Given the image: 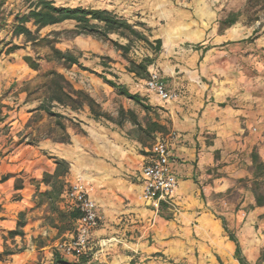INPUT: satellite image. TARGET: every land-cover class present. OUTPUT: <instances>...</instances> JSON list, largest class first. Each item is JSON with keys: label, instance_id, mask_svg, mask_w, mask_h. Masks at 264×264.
I'll return each mask as SVG.
<instances>
[{"label": "crops", "instance_id": "0c3cea01", "mask_svg": "<svg viewBox=\"0 0 264 264\" xmlns=\"http://www.w3.org/2000/svg\"><path fill=\"white\" fill-rule=\"evenodd\" d=\"M156 2L106 0L88 8L114 11L131 24L152 28L149 13L160 9ZM217 29L210 32L212 38L216 35L214 40H206L204 31L190 37L179 33L166 40L152 32L150 39H161L163 46L149 71L158 72L166 89L176 94L171 101H162L125 66L99 64L103 76L137 95L152 111L119 93L115 97L122 105L118 116H112L114 121L94 119L87 106L74 112L55 105L53 112L62 116L57 126L61 122L65 127L57 139L30 134L32 119L41 120L46 114L36 110L43 98L32 100V91L25 92L22 86L9 96L2 95L3 90L26 81L30 72L38 75L40 69L15 61V53L3 56L0 101L6 108L0 124V255L6 250L13 254L0 264H53L55 254L75 263L60 253L75 221L72 230L60 231L63 225L48 202L39 204L41 195L51 191L43 178L55 172L54 158L70 166L63 178L65 190L56 203L58 210L71 212L64 195L77 183L86 187L97 204L100 225L91 237L93 264H240L223 220L248 262L259 260L264 248V207H255L250 155L257 150L264 162V30L249 46L233 30L218 35ZM252 47L256 54H250ZM116 55L121 53L114 52L110 58L116 61ZM56 71L64 73L62 68ZM90 81L101 82L92 76ZM101 105L99 110L108 114V104ZM121 109L133 111L143 128L157 121L166 131L149 136L139 132L128 116L120 125ZM171 132L178 134L172 145L178 209L157 212L145 199L142 170L156 140ZM21 214L25 215V235L11 239L8 235L17 229Z\"/></svg>", "mask_w": 264, "mask_h": 264}, {"label": "trees", "instance_id": "16d2710c", "mask_svg": "<svg viewBox=\"0 0 264 264\" xmlns=\"http://www.w3.org/2000/svg\"><path fill=\"white\" fill-rule=\"evenodd\" d=\"M28 6L24 12L13 13L11 16V32L10 39L5 38L0 40V57L3 55L9 56L17 51L25 49L30 45L33 48L46 46L50 49L48 59L57 63L66 70H70L74 66L82 67L80 63L81 54L76 55L71 51H62L57 49L52 40L41 36V31L46 28L58 27L63 25H71L70 28L64 31L73 37L87 36L93 37L104 43H110L116 51L121 53V56L127 61L126 70L134 74L137 78L147 81L150 77L149 69L154 65L157 57L162 52V40H151L152 32L142 23L131 24L126 18L116 14L114 11L107 9H93L85 7H67L58 6L53 0H28ZM248 7L259 9V12H264V0H247ZM5 1L0 0V25L8 24L5 17ZM241 17V13H231L226 19L220 22V29L226 30L236 25ZM57 35V33H55ZM23 39L22 44H17L14 41ZM143 45L147 52L143 53L140 58L131 59L130 54L135 51L139 45ZM27 66L35 71L40 69L38 60L31 56L24 57ZM46 83L44 98L42 104L36 109L43 111L50 117L62 118L61 115L53 112L55 105L70 108L74 112L82 111L86 106L90 109L94 119L99 120L104 118L108 121H114V118L109 114L99 110L98 104L83 90H75L69 84L64 75L51 71L44 74ZM105 83L118 91L119 94L126 96L137 104L141 105L146 111H152L150 106L144 105L137 95L128 93L125 87L119 86L111 80H108L102 75ZM40 88H37L39 90ZM29 92V86L26 85L23 89ZM31 92L29 95L36 93ZM6 108L0 101V124L5 120L4 109ZM128 116L130 121L138 125V131L147 135L156 132H165L166 126L157 121L149 122L146 128H143L138 123V118L133 111L125 112L123 109L119 112L118 123L122 125L124 118ZM158 116V115H156ZM58 126L65 130L61 122ZM252 169L254 170L253 179L251 181V190L255 198V207H264V162L262 161L257 150H254L251 155ZM56 169L53 174L46 173L43 178V183L51 187L48 191L41 195L39 204L48 202L49 208L53 213H56L62 227L60 231L72 230V222L77 220L79 214L70 212L65 214L60 212L56 203L60 200L64 190L65 183L63 178L70 172L69 164L57 158H54ZM167 208L162 205L161 211H166ZM264 218V217H263ZM53 222V221H52ZM224 228L228 233L231 241L236 244L235 258L240 264H252L244 257L238 239L235 235L228 232L227 224L223 220ZM26 226L25 215L21 214L17 229L10 232L8 237L14 239L23 237L24 227ZM10 251H5L0 255V262H3L4 257L12 255ZM53 264H72L62 258L59 254H55ZM73 264H93L91 256H86L75 261ZM254 264H264V248L261 252L259 260Z\"/></svg>", "mask_w": 264, "mask_h": 264}, {"label": "rangeland", "instance_id": "374dc122", "mask_svg": "<svg viewBox=\"0 0 264 264\" xmlns=\"http://www.w3.org/2000/svg\"><path fill=\"white\" fill-rule=\"evenodd\" d=\"M5 1V17L7 18L8 24L6 26L0 25V40L5 38L7 41L10 39L11 22L12 17L9 16L10 12L18 13L24 12L28 6V0H4ZM58 6H71V7H91L98 2H105L106 0H53ZM157 1V0H152ZM160 9L154 10L149 13V20L152 21L153 27L148 28L155 34L162 35L165 40L167 38H174L180 36L179 33H187V36L197 34L200 31H204L206 40H214L210 35L213 28H218V35L224 34L226 30L220 29V22L226 19L231 13H241V17L236 25L229 28L233 30L239 37H245V41L248 42L249 46H253L256 39L259 37L256 34L261 33L264 30V12H259V9L248 7L247 0H158ZM71 25L58 26L49 28L41 32L42 37H47L52 40L53 45L62 51H71L76 55L81 54L80 63L82 67L74 66L70 70H66L55 62L48 59L50 49L46 46L33 48L28 45L25 49L17 51L13 56V59L24 61V57L31 56L38 60L40 63V73L33 75L29 73L27 80L20 83L19 85L12 86L10 89L3 90L2 95L4 97L9 96L19 86L24 88L26 85L29 86V90L32 92L37 90L36 93L32 94V100H38L44 98L46 83L45 73L56 71L57 68L64 69V73H60L65 76L69 84L75 90H83L89 96L92 93H96L98 98L94 99L102 110L101 104H108V114L116 118L118 116V110L122 105L117 97H115L118 91L113 89L110 90L107 87V83L102 78L103 71L97 66L99 64H109L113 62L119 64L121 67H127V61L121 56L116 55V61L110 58V55L114 56L116 49L110 43H104L93 37L80 36L73 37L66 33L64 30L70 28ZM57 33V35L55 34ZM152 34V33H151ZM154 36V35H152ZM17 44H22L23 39L15 40ZM1 48V45H0ZM252 47L250 54H256ZM264 51V49L262 50ZM146 48L141 44L130 54L131 59L140 58L143 53H146ZM4 56V55H3ZM0 57V60L3 58ZM264 58V55L261 57ZM138 60V59H136ZM116 68V67H115ZM123 69V68H122ZM57 72V71H56ZM153 72V71H152ZM90 76L94 79H98L101 82L96 84L94 81H90ZM32 77V79H30ZM22 84V85H21ZM110 86V85H108ZM5 92V93H4ZM86 110V107L83 111ZM46 115V114H45ZM45 115L41 117L44 119ZM47 116V115H46ZM38 116L34 117L30 122L32 126L31 135L36 133V138L53 137L55 139L61 138L63 132L61 127L57 126V118L47 117L41 125ZM65 123V121H63ZM37 125V127H36ZM232 198L238 199V196L232 195ZM222 217V212H220Z\"/></svg>", "mask_w": 264, "mask_h": 264}, {"label": "built area", "instance_id": "2783aa9c", "mask_svg": "<svg viewBox=\"0 0 264 264\" xmlns=\"http://www.w3.org/2000/svg\"><path fill=\"white\" fill-rule=\"evenodd\" d=\"M146 87L162 101L176 98V94L169 92L160 81L159 73L156 71L150 73ZM177 138L178 134L171 132L167 137L157 139L152 147L149 163L142 170L145 199L157 212L161 211L162 205L174 212L178 209L175 204L178 178L172 171V145ZM64 199L69 210L77 212L79 217L75 220L71 237L60 245V253L74 261L86 256L92 258L94 249L91 237L100 225L97 204L81 183L69 186Z\"/></svg>", "mask_w": 264, "mask_h": 264}]
</instances>
